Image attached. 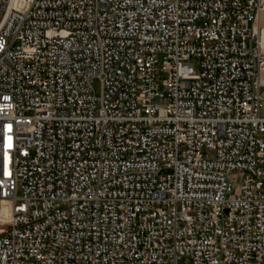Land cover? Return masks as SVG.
<instances>
[{"label": "built area", "instance_id": "2783aa9c", "mask_svg": "<svg viewBox=\"0 0 264 264\" xmlns=\"http://www.w3.org/2000/svg\"><path fill=\"white\" fill-rule=\"evenodd\" d=\"M263 27L264 0H0V264H264Z\"/></svg>", "mask_w": 264, "mask_h": 264}, {"label": "rangeland", "instance_id": "374dc122", "mask_svg": "<svg viewBox=\"0 0 264 264\" xmlns=\"http://www.w3.org/2000/svg\"><path fill=\"white\" fill-rule=\"evenodd\" d=\"M192 61H194V67L197 70L198 69V62H197V60L192 59ZM93 87L95 89L96 94H99V92H100V82H99V80H97V79L94 80ZM260 114L264 116V101H262L261 104H260ZM179 263L180 264H186L187 263V259L186 258H181L179 260Z\"/></svg>", "mask_w": 264, "mask_h": 264}, {"label": "bare ground", "instance_id": "6f19581e", "mask_svg": "<svg viewBox=\"0 0 264 264\" xmlns=\"http://www.w3.org/2000/svg\"><path fill=\"white\" fill-rule=\"evenodd\" d=\"M262 34H263V37H264V27H263V32H262Z\"/></svg>", "mask_w": 264, "mask_h": 264}]
</instances>
